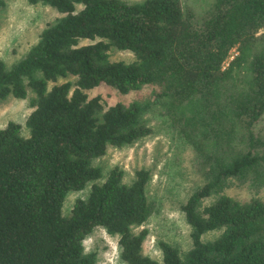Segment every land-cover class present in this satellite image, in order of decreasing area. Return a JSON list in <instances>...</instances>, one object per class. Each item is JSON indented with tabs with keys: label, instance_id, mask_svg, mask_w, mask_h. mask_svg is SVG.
Instances as JSON below:
<instances>
[{
	"label": "trees",
	"instance_id": "1",
	"mask_svg": "<svg viewBox=\"0 0 264 264\" xmlns=\"http://www.w3.org/2000/svg\"><path fill=\"white\" fill-rule=\"evenodd\" d=\"M27 1L61 16L22 58L0 59V100L33 95L26 128L0 126V264H97L85 247L97 227L118 238L126 264H264V0ZM112 48L135 59L112 60ZM101 85L151 91L106 106L90 96ZM154 111L205 180L181 206L190 246L160 240V259L143 252L158 210L150 170L127 183L121 167L104 175L94 163L150 136Z\"/></svg>",
	"mask_w": 264,
	"mask_h": 264
},
{
	"label": "rangeland",
	"instance_id": "2",
	"mask_svg": "<svg viewBox=\"0 0 264 264\" xmlns=\"http://www.w3.org/2000/svg\"><path fill=\"white\" fill-rule=\"evenodd\" d=\"M189 1L197 9H201L211 0ZM59 16L61 14L49 5L30 4L27 0H5V4L0 7V59L11 65L22 58L37 42L46 25ZM87 42L89 41H83ZM233 53H236L235 49L232 50V55ZM110 56L115 61L135 59L131 51L116 48H112ZM63 81L62 79L59 83ZM150 91L151 88L146 86L138 92L122 94L110 86L101 85L91 90L90 96L100 95L106 106H109L119 101L130 102L145 97ZM31 97L33 95L30 93L25 99L10 96L0 100V126L6 125L9 121H17L24 125L33 110ZM146 119L152 127L150 136L129 146H111L107 153L94 163L102 167L104 175L115 166L121 167L125 173L124 182L127 183L134 179L137 169L150 170L148 195L155 201L158 210L144 225L150 233L144 243L143 252L160 259L161 251L157 244L160 240L171 241L182 249L190 246V228L181 206L205 180L195 168L194 150L190 146H181L178 137L168 128L165 120L156 111L147 115ZM25 128L24 132L27 133ZM89 187L90 185L82 191L68 195L64 204L65 213L77 198L87 195ZM228 193L242 200L248 199L252 194L247 186H233ZM260 195L264 196V191ZM212 236L213 233H210L208 237ZM85 247L87 251H97V264H126L120 258L118 238L108 234L101 227L95 228L88 236Z\"/></svg>",
	"mask_w": 264,
	"mask_h": 264
},
{
	"label": "built area",
	"instance_id": "3",
	"mask_svg": "<svg viewBox=\"0 0 264 264\" xmlns=\"http://www.w3.org/2000/svg\"><path fill=\"white\" fill-rule=\"evenodd\" d=\"M235 50H236V49H235ZM236 54H237V51H236L235 54L233 53V55H232V53H231V55H230L228 61H227L225 64L227 65V64L233 59V57H234Z\"/></svg>",
	"mask_w": 264,
	"mask_h": 264
}]
</instances>
